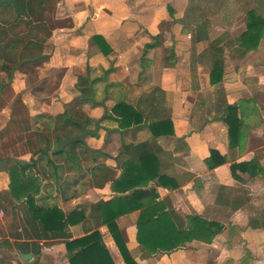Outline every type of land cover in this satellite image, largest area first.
Listing matches in <instances>:
<instances>
[{
	"label": "crops",
	"instance_id": "1",
	"mask_svg": "<svg viewBox=\"0 0 264 264\" xmlns=\"http://www.w3.org/2000/svg\"><path fill=\"white\" fill-rule=\"evenodd\" d=\"M248 10L264 18V0H56L50 33L39 51L31 45L18 57L19 62L38 54L45 59L7 68L14 71L11 84L18 92L31 84H26L27 77L44 76L35 86L36 99L23 102L35 124L32 130L43 137V132L56 133L53 141L44 137L47 165L43 169L40 155L22 156L26 162L36 161L26 171L40 178L35 203L57 206L65 213L77 207L84 215L68 226V237L30 238L23 204L8 195V175L0 172V192L20 209L14 217H21L12 233L0 222V249L13 246L15 253L7 264H69L64 242L92 230L101 232L114 263L124 264L107 226L99 224L97 213L93 218L89 215L91 203L115 194L111 182L120 174L122 142L150 137L146 126L124 131L118 127L120 117L111 108L120 103L139 110L147 125L172 123L173 133L156 137L152 150L158 172L177 187L168 189L150 181L158 193L155 202L221 224L210 243L193 240L183 248L142 257L135 239L139 210L120 215L116 222L135 260L139 264H264V31L256 47L239 45ZM94 35L107 43L106 54L90 41ZM83 77L95 79L90 85L92 103L80 100L83 86L76 84ZM228 105L237 107L241 120L231 145L223 119ZM69 106L79 109L81 117L74 119L80 126L61 116ZM99 118L101 128L86 136L85 144L75 142L51 153L57 143L80 135L81 125L92 128ZM61 129L69 136L60 135ZM80 148L95 157L93 170L85 165ZM211 149L225 156L226 162L214 166ZM250 160L263 171L232 175V163ZM108 169L110 175L105 174ZM3 214L0 209L2 221ZM26 253L30 258L20 256Z\"/></svg>",
	"mask_w": 264,
	"mask_h": 264
},
{
	"label": "trees",
	"instance_id": "2",
	"mask_svg": "<svg viewBox=\"0 0 264 264\" xmlns=\"http://www.w3.org/2000/svg\"><path fill=\"white\" fill-rule=\"evenodd\" d=\"M55 3L56 0H16L14 4L5 3L0 5V13L12 10L14 25L22 24L28 31V38L25 40L22 36H17L2 45L3 57L7 62H12L11 52L19 44H22V48L25 50H29L32 45L35 51H39L41 43L50 33V22L46 14L54 11ZM2 21L4 22L5 19H0V24ZM245 26V31L238 37L239 45L246 48L256 47L264 31V18L258 16L253 10H248ZM90 41L103 54L109 51L107 43L101 36L94 35L90 38ZM45 57V55L38 54L20 61L17 65L24 62L35 63L45 59ZM217 66L218 64H214L213 68L218 69ZM94 80L84 77L78 79L76 85L83 86L80 87L81 102L87 100L92 103L90 85ZM111 111L113 115L120 117L118 127L121 130H135L146 126L150 135L149 139L145 141L137 143H132V141L122 142L118 150V156L121 155V160H119L120 174L111 182L114 196L108 200H100L89 205L90 217L93 218L97 213L99 224L107 226L124 264L139 263L127 247L116 219L120 215L136 210H139V212L137 213L135 239L142 257L156 253H168L185 247L187 242L193 240L210 243L221 231L220 223L207 221L196 213L190 216L183 215L173 206L166 207L164 202L156 203L155 198L158 193L154 186L149 185L150 181H155L156 185L168 189L177 187V184H168L165 174L158 172L157 159L152 150L156 137L173 133L171 121L151 122L147 125L142 123L143 115L139 110L124 103L114 105ZM223 119L227 126L229 145H231L241 130V120L237 115V107L228 105ZM65 120L80 126V122L74 118H65ZM70 146H74V143ZM209 156L214 166L226 162L225 156L219 154L217 150L211 149ZM35 163L36 161L31 159L30 162L22 164L15 162L7 168L9 175L8 187L11 196L18 203L23 204L24 220L29 231L27 236L34 239L68 237L69 234L66 233L69 229L68 226L81 221L84 212L78 210L77 207L65 213L57 206L41 207L37 205L34 201V195L39 191L40 178L26 172L30 167H34ZM230 170L234 176L236 171L247 172L250 175L263 171L256 161L251 160L234 162L230 165ZM84 207L85 205L83 209ZM78 214H81L79 218ZM64 247L69 254V264H115L103 241V236L98 230H92L84 236L67 240L64 242Z\"/></svg>",
	"mask_w": 264,
	"mask_h": 264
},
{
	"label": "rangeland",
	"instance_id": "3",
	"mask_svg": "<svg viewBox=\"0 0 264 264\" xmlns=\"http://www.w3.org/2000/svg\"><path fill=\"white\" fill-rule=\"evenodd\" d=\"M12 16V10L3 11L0 13V19H5V21H2L0 24V162L2 160H6L8 167V165H12L15 162L21 164L25 163L26 160L22 158V156L24 155L27 156V158L29 159L31 156L38 154L40 155L39 157L41 161V163L39 161V165L41 166V169H43L44 166L47 165L45 158V156L47 155V149H44V137H49L48 140L53 141L54 134L56 133L53 132L51 134L43 132V137L40 132L32 130V128L35 127V124L31 123V119L29 118L30 110L26 107L23 102V99H29L31 97H34L33 100L36 99V95L39 93V90L35 89V86H39L40 80H42L44 76L37 74V76L31 75L30 78L27 77L26 84H28L29 82H31V84L29 86L27 85V87H25L21 92H18V90L16 89L17 86L16 88H13L11 84L13 77H15L14 71L10 72L7 67L18 63L20 60L18 58L19 52H26V50L22 48V44H19L18 47L11 52L12 62H7V60H5V58L3 57L4 50L2 45L5 42L13 39V37L16 38L17 36H22L24 40L28 38V31L25 26H23L22 24H19L17 26L14 25V21H12ZM46 16H48L49 22H51V13L46 14ZM25 69L29 71L28 68ZM20 77L21 76H18V78ZM23 78L24 77H22V79ZM56 85L59 84L56 82ZM57 97L59 98L61 96L57 95ZM66 113L75 119L81 117V115H79V109L75 106H69V108H65V110L60 113L61 116L65 115V118L69 119V116H66ZM3 125L6 126L3 127ZM60 131H62L58 132L61 133L60 135L64 137L69 136L68 134H63L65 132L64 129H61ZM80 147L82 146L80 145ZM68 148H70L69 145ZM80 149L81 152L85 154V165L87 166V168H91L93 170L91 165L95 157H92L91 152H89L88 150H84L82 148ZM61 154L62 153H60L59 156ZM96 156L99 155L97 154ZM0 172H2L4 176L6 174L8 175L6 169H0ZM111 173L112 172L109 169L105 172L106 175H110ZM87 176H90L89 173H87ZM1 178L3 177L0 176V182H3ZM7 178V180H9V175L7 176ZM90 178L91 177H89V179ZM7 182L8 181H6V183ZM87 183L89 182L87 181ZM3 192L6 193V191ZM7 193L11 196L10 190H8ZM6 198L7 196L2 195V193L0 192V209L4 212L2 217L3 221L0 220V222H3L1 223V226L7 228V231L12 233L17 228V224H21V217L17 219L14 217L20 214V209L13 208V202L9 201L8 198ZM59 248L61 249L62 246H59ZM38 253L39 252H37L36 254ZM14 256L15 253L13 250V246H2V248L0 249L1 264H7L10 259L14 258ZM60 257V260L65 259L64 256L59 255V258Z\"/></svg>",
	"mask_w": 264,
	"mask_h": 264
},
{
	"label": "water",
	"instance_id": "4",
	"mask_svg": "<svg viewBox=\"0 0 264 264\" xmlns=\"http://www.w3.org/2000/svg\"><path fill=\"white\" fill-rule=\"evenodd\" d=\"M15 1L16 0H0V5L5 4V3L14 4ZM106 115H107V109L104 107L103 116H106ZM100 119L101 118H99L95 122V124L92 128L86 127L85 125H81L80 135H78L76 137L68 138L62 142H59L58 144L53 146V148L51 149V153L63 151V150H65V147L71 143L80 142L82 144H85V137L88 135H91V136L95 135L97 133V131L101 128ZM85 147L88 148L87 146H85ZM88 149H90V148H88ZM90 151H93V149H90ZM5 168H7V161L3 160L0 162V169H5ZM20 256L22 258H30V254H28V253L20 254Z\"/></svg>",
	"mask_w": 264,
	"mask_h": 264
},
{
	"label": "flooded vegetation",
	"instance_id": "5",
	"mask_svg": "<svg viewBox=\"0 0 264 264\" xmlns=\"http://www.w3.org/2000/svg\"><path fill=\"white\" fill-rule=\"evenodd\" d=\"M3 161V160H2Z\"/></svg>",
	"mask_w": 264,
	"mask_h": 264
}]
</instances>
